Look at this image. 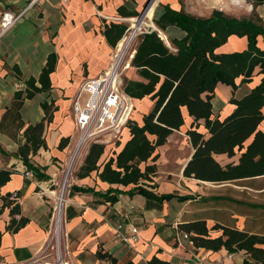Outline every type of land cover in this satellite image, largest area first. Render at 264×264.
Here are the masks:
<instances>
[{
  "label": "crops",
  "instance_id": "1",
  "mask_svg": "<svg viewBox=\"0 0 264 264\" xmlns=\"http://www.w3.org/2000/svg\"><path fill=\"white\" fill-rule=\"evenodd\" d=\"M148 1L0 0V19L4 12L21 15L8 31L0 35V119L10 106L14 92L24 89L22 83L27 79H37L48 55H56L55 68L49 76L50 91L26 99L20 109L21 120L27 125L44 117L42 103L52 106V120L46 124L43 135L46 149L41 148L30 157L32 165L49 179L37 180L31 171V177H25L26 167L13 156L18 143L0 133V147L5 152L0 153V170L12 172L9 181L0 188V195L17 194L15 202L19 204L20 216L16 218L27 219L23 228L11 234L5 231L10 219L9 209L5 208L0 215V264H27L39 252L49 229L51 206L47 198L39 194L38 186L45 187L51 180L58 182L63 165L69 158L72 144L76 140L71 111L72 99L85 80L97 77L110 63L114 48L106 40L104 29L110 24L128 27V24L141 14ZM156 2L157 0L147 9L144 16L150 17L155 7L152 20H156L165 6L198 18H207L215 10L235 18L249 17L252 11V6L245 0H158L155 6ZM255 12L264 22V3L257 6ZM156 29L160 39L171 50H174L171 40H180L185 36L176 26H168L163 31ZM257 47L264 51V36L257 37ZM246 48V37L232 35L215 53L241 52ZM134 52L133 49L132 57ZM131 59H128L129 67L124 76L127 80L143 81L137 75L136 69L130 66ZM258 71V68L254 70L247 83L241 82V77L236 79L235 90L221 83L216 85L211 100L212 118L223 120L234 111L235 105L230 103V99L240 100L256 87L262 78ZM133 101L131 120L141 125L142 117L151 110L153 101L149 97ZM181 112L184 124L170 134L164 145L156 149V161L147 162L148 165H156L152 181L144 183L147 186H155L153 189L148 188L149 190L158 195H210V198L216 197L211 199L219 200L225 199L223 197L226 192L239 193V188L255 194L264 193V176L221 184L184 178L183 169L194 151L186 133L194 121L186 108L183 107ZM262 113L264 114V106ZM198 125L197 132L207 137L203 121H198ZM258 129L264 132V120ZM129 137L128 129L124 128L117 140L105 144L107 151H104L98 164L119 152ZM62 138H69V143L59 150L58 145ZM249 141L250 139L246 143ZM239 155L236 151L231 158L220 154L214 155V159L221 166H225L237 163ZM71 164L72 161L68 164V169H71ZM144 166L142 163L140 168L143 169ZM241 182L259 183L261 186L255 188L232 185ZM72 185L89 187L100 193L108 189H117L123 193L118 195L116 203L110 204L102 202L92 194L69 190L70 204L65 212L64 229L67 234L66 249L70 264H110L109 261L96 256L98 250L111 255L117 264H145L152 257L169 264H256L242 251L233 254H227L224 249L218 252L206 251L195 248L190 241L183 238V232L178 226L194 219L180 211L187 203L198 200V197L186 202H178L176 199L162 204L148 202L138 194L126 193L133 186L124 187L102 182L95 171L85 178H78L75 174L71 179ZM204 219L208 227L215 223L222 225L218 221ZM119 224L123 225L127 234L132 227L138 229L137 243L129 246L119 239L115 233ZM228 255H231L230 259Z\"/></svg>",
  "mask_w": 264,
  "mask_h": 264
},
{
  "label": "trees",
  "instance_id": "2",
  "mask_svg": "<svg viewBox=\"0 0 264 264\" xmlns=\"http://www.w3.org/2000/svg\"><path fill=\"white\" fill-rule=\"evenodd\" d=\"M252 6L249 17L235 18L221 11H213L207 18H198L182 11H173L168 6L153 20L154 25L163 31L168 26H176L185 33L180 40H171L169 49L156 31L149 30L135 38L134 55L130 66L136 69L143 81L123 80V92L132 99L140 100L149 97L153 101L151 110L143 115L141 125L129 120L126 127L129 139L119 152L98 164L105 151V145L90 144L76 177L85 178L95 171L100 181L110 185L133 186L126 191L129 195L138 194L148 202H163L176 199L178 202L194 200L193 195L176 193L156 194L155 186H147L156 173V149L164 145L174 130L183 124L181 109L184 107L194 124L187 131L193 154L183 169V177L201 182L221 184L225 182L251 179L264 176V132L258 129L264 120V51L257 47V37L264 36V22L255 12V8L264 0H245ZM239 2V0H233ZM241 2V1H240ZM149 19L132 25L137 31ZM128 27L122 24H110L104 29V36L115 48ZM246 37L247 48L241 52L216 54L215 50L226 43L230 36ZM132 33L118 45L122 56L129 49ZM56 55H48L45 66L37 79L24 81V89L14 92L11 104L0 119V133L7 135L18 143L14 157L18 158L40 181H47L48 176L40 173L30 162L39 149H46L44 130L52 120L51 104L42 103L44 117L33 124H24L20 109L26 99L51 89L49 76L54 71ZM262 75L260 83L240 100L230 99L235 105L234 111L220 120L212 118L211 100L218 83L236 89L235 80L250 81L254 70ZM203 121L207 137L197 132L198 121ZM250 139L249 143H246ZM69 138H62L58 149H64ZM239 152L237 163L221 166L214 155L226 154L229 158ZM0 153L5 152L0 147ZM144 163L143 169L140 165ZM11 171L0 170V188L6 184ZM143 182V183H142ZM70 191L88 193L101 199L102 202L114 204L123 191L108 189L100 193L89 187L72 185ZM12 194L0 195V215L5 208L9 209V221L5 231L17 233L23 228L27 219L20 216L19 204L11 198ZM17 197V194H16ZM178 229L185 233L195 248L218 252L224 249L228 254L244 252L256 264H264V236L248 233L232 227L213 224L208 227L204 218L182 223ZM210 231H220L216 237H210ZM2 233L0 232V240ZM99 259L117 264L108 253L97 251ZM124 264H133L127 262ZM145 264H169L152 257Z\"/></svg>",
  "mask_w": 264,
  "mask_h": 264
},
{
  "label": "built area",
  "instance_id": "3",
  "mask_svg": "<svg viewBox=\"0 0 264 264\" xmlns=\"http://www.w3.org/2000/svg\"><path fill=\"white\" fill-rule=\"evenodd\" d=\"M154 2L155 0L148 1L146 11ZM20 16V14L16 16L10 12L3 13L0 19V35L8 31ZM138 23L139 21L133 20L125 33L126 35L129 32L128 36L132 33V41L138 34L156 29L154 25H146L148 30L145 29L142 32L140 31L141 27H139L137 31H134L132 25ZM128 36L122 37L121 41ZM118 45L119 42L111 55L108 67L97 77L85 80L72 99L71 111L76 140L72 144L66 164V172L60 187L57 189L59 181L55 182L53 180L49 181L45 187L38 186L39 194L50 202V224L39 252L27 264H70L65 245L67 234L64 229L67 202L66 184L70 172L68 164L72 161V168L80 156L87 152L92 143L105 145L117 140L122 130L131 120L134 101L123 92L122 76L129 67L128 59L132 58V49L130 53H128L129 49L126 50L122 56ZM24 176L31 177V173L25 170ZM11 198L16 199V194L13 193ZM115 233L123 243L129 246L138 241V229L136 227H132L130 233L127 234L123 225L119 224L115 229ZM183 238L188 240L185 233H183ZM228 258L230 259L231 255H228Z\"/></svg>",
  "mask_w": 264,
  "mask_h": 264
},
{
  "label": "rangeland",
  "instance_id": "4",
  "mask_svg": "<svg viewBox=\"0 0 264 264\" xmlns=\"http://www.w3.org/2000/svg\"><path fill=\"white\" fill-rule=\"evenodd\" d=\"M143 13H145V11ZM153 18L154 16L150 20H146L147 25H154L152 23ZM130 25L131 23L128 24V27H130ZM145 29L148 30V27L146 25H142L140 28V31L144 32ZM128 34L129 32L124 37L128 36ZM135 41H136L135 38H133V41L128 50V53L131 52V49L132 50L134 49L135 43H136ZM111 55H110V59H111ZM125 71L123 73L122 80L126 79V77L124 76ZM106 151H107V148L105 152ZM108 155H109V152H108ZM84 158H85V154H82L80 158L78 159V161L76 162V164H74V166L70 169V172L68 175V181L66 184V201H67L66 208L70 204L69 190L71 186V179L78 171L79 166L82 165ZM67 162L68 160L63 165V168L61 171V177H60L57 189L60 187L62 180H63V176L65 175ZM232 185H235L238 187L248 186V187H255V188H258L261 186V184L259 183L254 184L250 182L234 183ZM237 192L239 193L236 194V193L226 192L225 196L223 197L225 199H221V200L211 199V198H216V197L210 198V195H203V196L196 195L195 198L198 197L197 198L198 200L192 201L191 203H187L180 212L185 213L186 216H192V219L208 218V219L218 221L223 226H226V227H232L238 230L246 231L248 233H254V234H259V235L264 236V193L255 194L244 188L237 189ZM232 216H238L240 218L235 219ZM209 234H210V237H216V236H219L221 232L220 231H210ZM66 243H67V238H66L65 245ZM67 257H68V253H67Z\"/></svg>",
  "mask_w": 264,
  "mask_h": 264
},
{
  "label": "bare ground",
  "instance_id": "5",
  "mask_svg": "<svg viewBox=\"0 0 264 264\" xmlns=\"http://www.w3.org/2000/svg\"><path fill=\"white\" fill-rule=\"evenodd\" d=\"M156 4H157V2H156ZM156 4H155V6H156ZM151 6H152V5H151ZM151 6H150V7H151ZM150 7H149V8H150ZM149 8H148V9H149ZM154 11H155V7L153 8V10H152V12H151V14H150L149 19H147V20H150V19L152 18L153 14H154ZM144 14H145V13H144ZM143 16H144V15H143ZM143 16H142V18L139 20V23H141L142 21H144V20H142V19H143ZM139 23H138V24H139ZM138 24H136V26H137ZM143 25H147L146 20H145V24H143Z\"/></svg>",
  "mask_w": 264,
  "mask_h": 264
},
{
  "label": "water",
  "instance_id": "6",
  "mask_svg": "<svg viewBox=\"0 0 264 264\" xmlns=\"http://www.w3.org/2000/svg\"><path fill=\"white\" fill-rule=\"evenodd\" d=\"M147 4H148V3H147ZM147 4H146V6L144 7V9L142 10L141 14H140L137 18H135L134 21H139L140 18L142 17V15H144L143 12L146 11ZM153 30L156 31V29H153Z\"/></svg>",
  "mask_w": 264,
  "mask_h": 264
}]
</instances>
